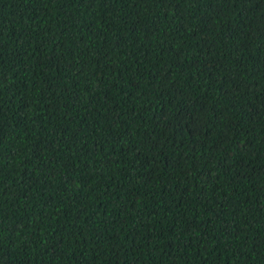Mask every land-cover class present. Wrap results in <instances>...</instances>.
<instances>
[{"label": "trees", "instance_id": "1", "mask_svg": "<svg viewBox=\"0 0 264 264\" xmlns=\"http://www.w3.org/2000/svg\"><path fill=\"white\" fill-rule=\"evenodd\" d=\"M0 264H264V0H0Z\"/></svg>", "mask_w": 264, "mask_h": 264}]
</instances>
